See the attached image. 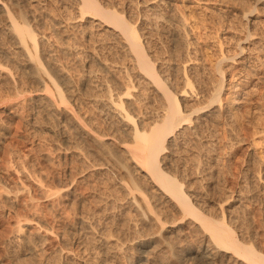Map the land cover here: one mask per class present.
Segmentation results:
<instances>
[{"label": "rangeland", "instance_id": "rangeland-1", "mask_svg": "<svg viewBox=\"0 0 264 264\" xmlns=\"http://www.w3.org/2000/svg\"><path fill=\"white\" fill-rule=\"evenodd\" d=\"M102 1L110 6L114 3L116 5L114 6L117 8L122 6H126V8L129 7L127 9L126 18L132 25H136L139 35L142 37V40H144L146 52L150 58L152 57L151 60L156 62V66L163 67L164 69H162L166 72L169 71V73H167L171 75L169 76L171 77V85H175V87L182 86V84L179 86L177 83L181 81H179V79H182L184 75L187 76V78L189 77L192 83L189 88L193 89V92H204V94H202L204 96L200 98V100H203H199L198 102L206 104V101H209L210 95L213 93V84H215L214 82L217 81L218 77L217 62L222 59V57L232 58L233 56L236 58L237 63L230 58V60L228 62L226 61L222 66L226 71V83L222 95L223 104L226 106L228 103L232 102L233 113L235 112L234 115H236V117H233L232 122L224 115H220L216 118L218 122H214L210 119L208 124H204V126L201 127L198 138L196 137L197 135H188V137L186 134L185 138L178 136L177 140H179V142L176 141L178 143H173L169 146L170 151L164 155L165 161L163 163H165L164 168H166L169 173L176 176L179 180H181V178L186 180V190L193 194V196L195 195L194 197L196 198H193V200L197 203L198 207L200 206V210L204 211L209 217L220 220L222 217V208L226 217L225 222L228 226L233 228L238 239L245 245H253L257 251L264 255V0H206L204 2L190 0V2L180 3L177 8V13L183 14L188 24L186 37L189 39V42L186 44L188 46L185 45L187 49L182 43L175 42L173 31L176 25L174 21L168 18L169 9L165 4L159 6L156 15V13L149 12L147 8L152 0H109L108 3L107 0ZM144 1L147 3H144ZM159 1L161 0H153L152 2ZM0 3L1 5H5L7 10H9L21 24H29L34 30V33L45 38V42L40 43L39 57L44 64V68L48 72H50L51 69L50 75L53 76L56 73L54 72L56 67H58L60 69L62 68L63 71L65 70L64 72L68 74L69 81L71 80V85L67 86L62 85L64 83L60 81V87H62V90L64 89L63 91H66L64 92L66 98L70 99H68L70 104L67 107L69 113L67 112L66 115L65 113L62 114L61 111L59 112V110L55 108L56 103L57 106H62L58 103L56 94H54L55 92L51 94L53 95L51 96L53 100H49V104L47 103L48 99L40 101L41 96H43L44 87L32 80H28L26 77L27 74H25V76L23 75L24 73L20 70L21 67L19 66L20 64H25L26 56L24 53L20 52V49H17V45L14 42H10L11 40L4 34L3 30L6 21H4L5 17L1 16L0 47L13 54L12 58L15 62H10L9 64L8 61L2 58L1 61L5 66H10L11 69L8 68L9 71H11L14 76L16 74L15 77L18 81L21 80L19 89L20 91L23 90L24 94L16 96L12 94L10 89L7 91L8 89L4 88L7 86L6 83H8V81L6 83L4 81V73L2 78L0 77V83L2 84H0V93L3 92V95H1L2 93L0 94V96H3L0 99V116L2 115L5 117L6 114L12 115L15 122L13 127H16L15 125H17V122L22 121L23 123L21 122L20 124L22 132L21 140L25 141L27 144L35 145L36 148L38 145L39 149L41 147L40 150L38 148V150L36 149V153L38 151L40 152L32 155V157L34 156L33 158L30 157V160L32 159V162H34L32 163L29 161V166L26 165V170L29 168L27 172L33 170L30 172V175H32L34 179L39 175L37 179H40L42 176L46 179L53 170L51 173L56 171L55 174L58 173L59 177H61L60 181L73 180L74 184L71 188L76 189L79 193H76L78 199L75 204L70 203L68 206L62 204L63 207L61 206L60 208H58L59 206H55L57 209L48 205V210H46L52 221L50 223L53 224L55 228H59H57V231L53 234L54 238L57 237L58 241L65 243L64 245L68 248L72 247V251L70 248H66V250H69V254L67 253L69 256L66 255L65 260L57 261L58 259L53 257L45 260L41 259L40 256H24V253L20 256V260L19 257L15 259L14 256L15 254L17 255L18 252L16 253L14 251L20 249L18 246L16 247V245V248L14 247V244L10 241L11 239L9 240L11 234L8 233V236H4L5 239L3 237L0 241V263L209 264L203 255L205 241L202 243L203 238L201 234L195 231L197 228L195 227L192 217L183 216L182 213L178 211L175 212L176 210L171 208V206H169L168 210H163L165 206L159 198L161 197L160 190L158 191V189L154 187L150 179L147 181H143L144 179H142V183L140 182V184L144 192H147L146 195L148 198L152 199V204L155 205L163 215L157 218L156 216L153 217L144 207L141 211V208L138 210L140 207L138 203L140 202L143 204L141 200L142 194L136 191L137 204L135 202L133 203V199L131 198L132 184H129L131 182L128 180L127 174L124 173L128 172L122 170L120 166L121 163L119 162V159L123 155L121 154L122 150L120 146L117 145L119 144L118 140L126 139L122 131L123 128L116 125L119 127V130L122 129L120 132L117 130V133L119 132L121 134L123 132L121 136L117 135V127L114 126L115 121L113 122L110 116L108 117L109 119L107 118L110 122L108 120L105 121V117L103 118L99 115L101 107L97 106L95 100L100 98L102 94V96L106 98V93H108L102 90L103 84L112 88L110 91L113 96H116L124 93V86H128L130 80L134 82V84H137V88L140 81V91L145 94L148 91L146 96L147 100H150H148L149 102L145 100L146 102L143 103L144 105L146 103V105L149 103L151 104H149L151 107H145H149L148 109L153 111L156 105H158V94L154 93L155 91H152L153 88L149 85L147 86V83H144L146 80L140 77V79L138 78L136 74L138 71L133 65V57H131L132 55L128 52L127 48L124 47V42L106 31V29H108L107 27L104 29L96 27L90 29L88 18H85L81 22L80 18L76 19L78 15L75 10H72L69 0H0ZM130 3H133V5ZM240 4L245 6L244 13L242 12L243 8L242 10H237L236 8L237 6H241ZM32 14H35V19L32 18ZM166 18L168 21H166ZM248 20L250 21L249 24L247 23ZM82 26H85L87 29ZM250 32L253 36H248ZM242 38H244L243 41L245 42H241V44L246 47V50L244 55L239 58L236 53H239L238 41ZM243 59L245 61L244 65L241 64ZM6 62L8 64H6ZM124 69H127V71H124ZM135 71L137 72L135 73ZM127 72L128 74H125ZM90 73L92 74L90 75ZM56 75L57 74L53 77L56 78ZM125 75L127 78H125ZM22 77L23 79H19ZM25 77L27 79H25ZM130 77H134L137 81L135 82V79H131ZM92 79H94L93 84L91 82ZM175 80H178V82ZM241 82L243 84L245 82V84L243 85ZM3 83L5 86H3ZM142 83L146 86L145 89H149H143L145 86H141ZM233 85L237 86L232 87ZM72 86H74V88ZM1 87L6 89V91ZM98 87H101V89H98ZM109 87H107V90H109ZM178 87L175 89L178 90ZM237 87H239V90ZM7 88H10V84ZM50 88L52 92L55 90L53 86ZM100 90L102 92H100ZM132 91H134L133 93L135 95L138 94L137 90ZM149 91H152V94L149 93ZM95 96L98 97L95 98ZM150 96L154 97L151 98ZM103 97L101 98L103 99ZM37 101V104H40L39 106L41 107L36 104ZM23 102H25V104ZM202 103H199V106L204 105ZM23 104L27 108L24 107ZM93 105H95V108ZM42 107H44L43 111L41 110ZM46 108L53 110L51 112L49 110L51 114L48 112V116L46 115L48 114L46 113L48 111V109L45 110ZM214 109L215 108H212L211 112H213ZM31 110L34 112H41H39V114L31 112ZM36 114H39V116H37L40 118L35 117ZM102 115L105 116L103 113ZM52 116L53 118H50ZM101 117L103 119H101ZM74 118L83 121L87 125V129H91L92 131L94 129L95 131L93 132L98 135L99 133H101L100 135H103V133L107 136L109 135V137H106L107 139H105V137V140L102 139L105 143H108L106 145H108V148L110 147L109 149L113 151V147L115 151L108 153L110 151L106 148L107 153L102 154V152L94 146L95 144L91 142L90 138H88V142L82 139L79 134L74 131L73 125L71 124V120H74ZM33 119H36L35 121L39 122V124L36 122L34 123ZM37 119L39 121H37ZM96 119L100 122L102 121V124L104 120V125L101 127L102 124ZM29 122L33 123L30 124ZM111 122H113V124ZM97 123L98 125H96ZM105 124L109 125L107 126ZM70 127L72 128L70 129ZM108 129H112L113 131H109ZM67 136L68 138H66ZM114 137L118 140L114 139ZM193 137H196V139ZM67 139L70 142H68ZM187 139L189 141H187ZM78 144H80V147L83 146L82 149L84 151L81 148L79 149L77 146ZM40 145L44 146L42 147ZM70 146L73 147V149L70 148ZM75 146L78 148L75 149ZM79 150H81V152ZM112 153H115L114 155L117 156V158L120 156V158L115 161L117 158L113 159L114 155ZM10 156L12 161L9 168L11 167V169H14L18 166L17 164L20 163V165H22V162L19 161L22 159H18L16 156L15 158L13 154H10ZM123 158L124 157L121 159ZM126 159L125 157L122 162H126V165L128 164L127 166H130L131 171L135 170L134 166L132 167L133 163L128 159L125 161ZM18 161L20 163H18ZM39 162L42 164L40 165ZM43 164L46 165L44 166L45 171L51 167V171L48 170V174L44 173ZM93 165L96 166L93 167ZM2 169L0 168V175L6 174V170L4 171V169ZM122 173H124V178L121 176ZM132 173L135 174V176L137 175L136 178H143L144 175L140 170L132 171ZM50 178L45 180L42 177V181L45 180V184L44 182L43 184L45 186L46 184H51L49 187L52 188L48 189L55 191L57 189V187H55L57 184H54L55 182L52 183V179ZM125 178L129 183L127 182L126 184ZM26 205L27 211L25 210L26 213L24 212L22 218L24 217V219L36 222L34 220L35 218L38 219L41 215L40 211L35 206H32L31 202H27ZM143 209L148 212L147 217L146 214L144 217V213L147 212ZM37 210L39 213H37ZM1 211L0 203V218H2L0 222V235L3 236L4 228L5 230L8 228V219L2 216L3 214ZM25 216L27 218H25ZM48 216L47 218L49 219ZM151 219L153 220L151 221ZM46 238L43 229L42 232L35 231V233L33 232L30 236L31 243H33V247H35L37 251L41 250V248L46 245L44 243ZM2 249H6V251ZM231 255L232 254H228V256L224 258V260L219 261L218 264H242V261ZM36 258L39 260L36 261Z\"/></svg>", "mask_w": 264, "mask_h": 264}, {"label": "bare ground", "instance_id": "bare-ground-1", "mask_svg": "<svg viewBox=\"0 0 264 264\" xmlns=\"http://www.w3.org/2000/svg\"><path fill=\"white\" fill-rule=\"evenodd\" d=\"M69 1H70V6L72 7V10H75L77 15H78L76 17V19L77 18L81 19L80 22L83 21L85 18H88L89 19L88 25H89L90 29L91 28L93 29L95 27L100 28V29L101 28L104 29L107 27L108 29H106V31H108L110 34L114 35L120 41L124 42L125 46L124 45L123 46L127 48L128 52L132 55L131 57H133V61H134L133 65H134V68L137 69V71H138V72L135 71V73L137 72L136 74L138 75V78L140 77V78L146 80L145 82L144 81L143 82L145 84L147 83L146 84L147 86L149 85L151 88H153V90L152 89L151 90L155 91L154 93L158 94V96H159L158 105H156L155 110L152 111V110L148 109L149 107H151V106H149L150 103L148 105H146L147 103L145 105L143 103V102H146L145 100H147L146 94L148 91L146 92V94L143 93L142 91H140V89H141V88H139L140 81L138 84V88H139L138 89L136 86L137 84L136 83L134 84V82H131V80H130L129 85L124 86V88H125L123 91L124 93L120 94V92H119L120 95H116V96L114 95L113 96L112 92L110 91V90H112V88L103 84L102 90L108 92V93L105 92L106 98H105V96L104 97L102 96L103 94L100 95L101 97H103V99L99 96V94H98V96L101 99L98 98L95 100L93 98L95 100V103H97V106L101 107V110H99V111H101L103 114H105V116H103L102 113L100 112L99 115H101L103 118L105 117L104 118L105 121L108 120L109 119L108 117L110 116V118L113 120V122L114 121L116 122V124L114 122L115 127H117L116 125H119V126H121V128H123V130L122 129L119 130V127H117L118 129L116 128V133H117V130H119V132L122 130L124 132V136L126 137V139L118 140L117 138H115L116 135L114 137V139L119 141V144H117V143L116 144L119 145L121 150H122L121 154L123 155L122 157H124L123 159H125V157H126L130 162L133 163L132 167L134 166L136 171L140 170L142 173H144L143 178H141V177L136 178L137 175L135 176V174L132 173V171L134 172L135 170L131 171L130 166L128 167L127 166L128 164L126 165V162L125 163L122 162V161H124L123 159H121L122 157L121 158H120V156L118 157V158H120L119 162L121 164L119 162L118 163L122 167L123 171L125 170L128 172V173H126V172H124V173L127 174L126 176L129 178L128 180L131 183H129L126 178H125L126 181L125 180L124 181L126 182V184H127V182L130 185L132 184V188H131L132 197L131 198L133 199L132 200L133 203L135 202L137 204V200H136L137 197L135 195V192L139 191L142 194V197H141L142 199L141 198L140 199L142 200L143 204H141L140 202H139L140 204L138 203V206H140L138 208V210L141 208L140 209V211H141L142 208L144 207L145 209H147L150 212V214L153 217L156 216L157 218H159V216L163 215L157 209V207L152 204V202H151L152 199L148 198V196L146 195L147 192L146 191H145L146 193L144 192V190L140 184V182L142 183V179H144L143 181H147L150 179V181L154 184V187H156L158 189V191L160 190L161 197H159V198L162 200V203L165 206V209L163 208V210L166 211V210H168L169 206H171V208H174V210H176L175 212L178 211V212L182 213L183 216L186 215V216L192 217V220L195 223V227L197 228V230H195V231H198L201 234V236L203 238L202 243H203V241H205V244H204L205 246L203 248V255H204V258L207 260V263L218 264V262L224 260V258H226L228 256V254H232L231 256L242 261V264H264V255L262 253H260L259 251H257L253 245L243 244L238 239L233 228H231L230 226L227 225V223L225 222L226 217H225L223 209L221 208V210H222L221 216L222 217L220 220H215L212 217H209L208 215H206V213H204V211L200 210V208H199L200 206L198 207L197 203L193 200V198H196V197H194L195 195L193 196V194L189 193L188 190H186L187 189V186H185L186 180L182 179V178H181V180H179L176 176L169 173L166 170V168H164L165 163H163L165 161L164 155L170 151L169 146L172 145L173 143L179 142V140H177L178 136L185 138L186 137L185 135L187 134V136L188 135L189 136L190 135H195V136L197 135L196 137L198 138L200 135L199 132H200L201 127L204 126V124H208L209 123L208 121L210 119L213 120L214 122H218L216 118L220 115H224L227 119L230 120V122H232L233 117L234 116L236 117V115H234L235 112L233 113V106H232L233 103L232 102L228 103L225 106L223 104V98H222V95H223L224 89H225V83H226V81H225L226 71L224 68H222V66L226 61L228 62L231 57L230 58L222 57V59H220L216 64L217 65V71H218V73H217L218 77H217V81L214 82L215 84H213L214 85L213 93H212V95H210L211 97L209 96L210 97V99L208 98L209 101L208 100L206 101L208 104L206 102H205L206 104H204L202 102H198L200 100V98H202L204 96V95H202V94H204V92H202V93H201V91L200 92H193V89L189 88V86L192 84L191 81L189 80V77L187 78V76H185V75L183 77L181 76L182 79L180 78L179 81L180 80L181 81L177 84L179 86H180V84H182L183 87L182 86H180V87L176 86L175 87V85L174 86L171 85V82H170L171 77H169L171 75L168 74L169 71H167L168 72L167 73L165 70H163L164 69L163 67L156 66V64H155L156 62H154V60L153 61L151 60L152 57L150 58V56L147 54L146 48L144 45V40H142V37L139 35V32H138L136 25H132V23H130L128 21V19L126 18L127 9L129 7L126 8V6L123 7L121 5L122 7L117 8V7H115L116 5L114 3L112 6H110L109 4L107 5L106 3H103L102 0H69ZM108 1L109 0H107V3H108ZM188 1L190 2V0H161L159 2H154V3L150 2V4L148 3L149 5L147 7L148 11L152 12L154 14L156 13V11L158 12V8L160 5L165 4L168 7V9H169L168 18L170 20L174 21V23L176 25V28L173 31V36L175 38V42H178V43L180 42V44L182 43L183 46H185L189 42V39L186 37V30L188 29V24L186 22L187 19L185 18V16H183V14L181 15V14L177 13V8L179 7L180 3L183 4V3H186ZM198 1L204 2L206 0H198ZM144 3H147V2L144 1ZM130 4L133 5V3H130ZM240 5L241 6H237V7L235 6V7L237 8V10L238 9L242 10V8H243L242 12L244 13L245 6L242 4H240ZM251 12H253V11H251ZM156 15H157V13H156ZM1 16H4L5 17L4 21H6V23L4 25L5 28L3 30L4 34L6 35L7 38H9L11 40L10 42H14L17 45V49H20V52L24 53L26 56V59H25L26 61L24 60L25 64H23V65L20 64V66H19V67H21V69L20 68L19 69L22 70L24 74L22 72L21 73L24 76H25V74H27L26 77L28 78V80H32L35 83H38L42 87H44L43 88V94H42L43 96H41L40 101H43L44 99L45 100L48 99L47 103L49 104V100L50 101L53 100L51 98V96H53V95H51V94L55 92L54 94H56L58 103L60 105H62L61 107H59V106H57V103H56L55 108H57L59 110V112L61 111L62 114L65 113V115H66L67 112L69 113V111L67 110V107L70 104V101H69L70 99L68 98L69 99L68 100L66 98V95L64 93L66 91H63L64 89L62 90V87H60V85H61L60 81L62 83H64L62 85L67 86V85H71L70 84L71 80L69 81L68 74H66L64 72L65 70L63 71L62 68L60 69V68L56 67V69L54 71V72H56L55 74H57L56 78H54L55 74L53 75L54 77L50 75L51 69H50V72H48L44 68V64H43L41 58L39 57V47H40L41 42H45V40H44L45 38L40 37L39 35L34 33V30L30 27L29 24H28L29 26L27 24H25V25L21 24L11 14V12L9 10H7L6 6L1 5V3H0V17ZM165 17H167V16H165ZM32 18L33 19L36 18L35 14L32 16ZM149 18H151V17H149ZM158 18H159V16H158ZM166 21H168V19ZM77 22H79V21H77ZM155 22H156V20H155ZM247 23L249 24L250 21L248 20ZM82 27H85V26H82ZM85 28H83V29H85ZM150 28H152V27H150ZM88 32H89V30H88ZM248 36H253V35H251V32H250L248 34ZM243 39L244 38L239 39V41H238L239 42V44H238V49H239L238 52L239 53H236V54L238 55L239 58L244 55L245 50H246L245 49L246 47L241 44V42H245V41H243ZM186 46H188V45H186ZM186 49H187V47H186ZM49 52H51V51H49ZM128 52H126V53H128ZM240 54H242V55H240ZM12 57H13V54L7 52L2 47H0V68H1L0 69L1 70L0 77L2 78V75L5 73L6 78L4 75V81H5V83L8 81V83H6L7 86L4 88L8 89L7 91H9V89H10V91H12L13 95L15 94L16 96H19L20 94H24L23 93L24 91L23 90L20 91V89H19L20 88L19 83L21 82V80L18 81V79L15 77L16 74L14 76V74L11 73V71H9L8 68H10V66H8V65L5 66L4 63H2V61H1V58H2L4 60L8 61L9 64H10V62L13 63V62H15V60ZM231 60L236 62V58L233 56H232ZM186 62H187V60H186ZM244 62L245 61L243 59L241 61V64L244 65ZM6 64H8V63L6 62ZM127 69L126 70L124 69V71H127ZM247 69H245V70H247ZM133 71H134V69H133ZM242 71H243V69H242ZM128 72L125 74H128ZM248 73H250V72H248ZM91 74L92 73H90V75ZM129 75H130V73H129ZM26 77H25V79H27ZM125 78H127L126 75H125ZM130 78L135 79L134 77H130ZM19 79H23V77L19 78ZM86 79H87V77H86ZM58 80H59V82H58ZM93 80L94 79H92V81H91L92 84H93ZM243 80H244V78H243ZM23 81H25V80H23ZM136 81L137 80L135 79V82ZM175 81L178 82V80H175ZM240 81H242V80H240ZM9 84H10V88H7ZM87 84H88V82H87ZM244 84H245V82H244ZM237 85H233L232 87H236ZM3 86H5V84ZM52 86L55 88V90H53V92H52V89L50 88ZM141 86H145V85H143V83H142ZM172 86H173V88H172ZM72 87L74 88V86H72ZM107 87H109V90H107L108 89ZM174 87L175 88L178 87V90L175 89ZM1 88L3 89V87H1ZM145 88H146V86L143 89H145ZM6 89H3V90L6 91ZM95 89H97V88H95ZM98 89H101V87L100 88L98 87ZM121 89H122V87H121ZM148 89H145V90H148ZM237 89L239 90V87H237ZM132 90H137L138 94L135 95L133 93L134 91H132ZM100 92H102V91L100 90ZM121 92H122V90H121ZM151 92L149 91V93H151ZM1 93L0 94L3 95V92H1ZM9 93H11V92H9ZM233 93H235V92H233ZM231 95H232V92H231ZM98 96H95V98H97ZM154 96H152V97H154ZM2 97L3 96H0V99ZM148 97H149V95H148ZM155 99H156V96H155ZM201 100H203V99H201ZM232 100H234V99H232ZM23 103L25 104V102H23ZM37 103H38V101L36 102V104ZM199 103H202L204 105L199 106ZM154 105H153V107H154ZM45 106H47V105H45ZM94 106L95 105H93V107ZM145 106L146 107L149 106V107L146 108ZM17 107H19V106H17ZM24 107H26V106L24 105ZM39 107H41V106H39ZM39 107H37V108H39ZM53 107H54V105H53ZM32 108H34V107H32ZM212 108H215L213 112H211ZM21 109H22V107H21ZM43 109H44V107L41 108L42 111H43ZM47 109L48 108H46L45 110H47ZM36 110H38V109H36ZM45 110H44V114H45ZM49 110L50 109H48V111L46 113H48ZM51 111H53V110L51 109L50 112ZM31 112H34V111L31 110ZM39 112H41V111H39ZM39 112H34V113H39ZM49 113L46 115L48 116ZM39 114H36L35 117H38ZM58 115H59V113H58ZM102 117H101V119H103ZM38 118H40V117H38ZM42 118H43V116H42ZM50 118H53V116ZM35 120H34V123L36 122ZM96 120H98V119H96ZM104 120H103V124H102V121L100 122L98 120L102 124L101 127L104 125V122H105ZM229 120H228V122H229ZM17 121H19V120H17ZM37 121H39V120L37 119ZM71 121H72L71 124L73 125L74 131H76L82 139H84L88 142V140H89L88 138H90L91 142L93 144H95L94 146L97 147L98 150L102 152V154L107 153L106 148H108V145H106V144H108V143H105L104 140L107 139L106 137H109V135L107 136L104 133H103V135H100L101 133H99V135H98L97 133H94L93 132V131H95L94 129H93V131L91 129H87L86 128L87 125L83 121H81V120L79 121V119H77V118H74V120H71ZM13 122H14V118L10 114H6L5 117H3L2 115L0 116V168L1 169L3 168L4 171L6 170V174L0 175V191H2V192H0V199H1L0 203H1V209H2L1 212L3 214L2 216L6 217L8 219V226H7L8 228L6 230L4 228V233H3L4 235L3 234H2L3 236L0 235L1 236L0 241L3 239L4 236L5 237L8 236L7 235L8 233L11 234V238L8 237L9 240L11 239L10 241L14 244V247L16 245V247L18 246V248L20 249L18 251H14L16 253L18 252L17 255L15 254L16 257L14 256L15 259L19 257V260H20V256L24 253V256L25 255H29L30 257H35V256L39 257L40 256L41 259H45V260L46 259L48 260V258L50 259V257L58 259L57 261L65 260L66 255L69 254V252H68L69 250H66V248L69 249L70 247L68 248L66 245H64L65 243L58 241L57 237L54 238L53 234H55V232L57 231L56 229L58 227L55 228L53 226V224L50 223L52 221H51V218L48 216L46 210H48L47 209L48 205H51L53 207L59 206L58 208H60L61 206L63 207L64 204L67 206L70 205V203L75 204V202L78 199L77 195H76V193H78V191L74 188H71L72 185L74 184L73 180L72 181L71 180L70 181H68V180L67 181L66 180L60 181L61 177H59L58 173L57 174H58L59 178L57 177V174H55L56 171L54 173H51L53 171V170L52 171L50 170L51 167H50V169H48L49 171H51L50 176L48 175L46 177V179L44 178V176H42V175L41 176L45 180H47V178L51 177L50 179H52L51 180L52 183L55 182L54 184H57L56 186L54 185L55 187H57V189L55 188L56 189L55 191L48 189V188H52V187H49L51 185L50 183H49L50 185H47V184H46V186L44 185L45 180L42 181L43 180L42 177H40L41 180L37 179V177L39 178L40 175L34 179L33 176L30 175L31 174L30 172H32L33 170H31L30 172H27V170H29V168L26 170V165L29 166L28 165L29 161L32 162V159L30 160V157H32V155H34L36 153V149L39 147V145L36 148L35 145H33V144L30 145V144H27L25 141H22L21 140L22 139V137H21L22 132H21V126H20L22 121L17 122L16 123L17 125H15L16 127H13L14 126L13 124H15V122L14 123ZM93 122H94V120H93ZM113 122H111V123L113 124ZM29 123L32 124L33 122L32 123L29 122ZM36 123L39 124V122H36ZM202 123H203V125H202ZM229 123H228V125L230 126ZM220 124H221V122H220ZM232 124H234V123H232ZM96 125H98V123ZM105 125H107V124H105ZM69 126H71V125H69ZM71 128L72 127H70V129ZM98 129H100V128H98ZM108 130L111 131L112 129H108ZM96 131H98V130H96ZM119 132L117 133V135L121 136V134L123 132L121 134ZM53 133H55V132H53ZM104 137H105V139H104ZM196 137H193V138L196 139ZM66 138H68V136ZM190 138H192V137H190ZM190 138H189V140H190ZM185 140H184V142H185ZM189 140L187 139V141H189ZM176 141H178V142H176ZM68 142H70V141L68 140ZM87 142H86V145H87ZM38 144H40V143H38ZM79 145L80 144L77 145L79 147V149L80 148L82 149L83 146L80 147ZM40 146H42V145H40ZM70 148L73 149V147H71V146H70ZM74 148L77 149L76 146ZM40 149H41V147H40ZM112 149H113V151L111 149H109L110 152H108V153H111V151L112 152L115 151L113 147H112ZM79 151L81 152V150H79ZM38 152H40V151H38ZM10 154H13L14 157L16 156L18 159H22V160H19L20 162H22V165H20L21 163L18 161V163H20V164H17L15 162L18 166H16L14 169L13 168L11 169V167L9 168L10 163L12 161L11 160L12 155L10 156ZM112 154L114 155L115 153H112ZM116 154H117V152H116ZM114 156H113V159L117 158V156H115V157ZM110 157H112V156H110ZM118 158L115 161H117ZM127 159L125 161H127ZM167 159H168V157H167ZM36 162H37V160H36ZM39 164H40V162H39ZM44 166H46V165H44V164L42 165L43 169L45 168ZM95 166L96 165H93V167H95ZM33 167H35V166H33ZM47 168H49V167H47ZM48 170H46L47 172L45 171V169H44L45 172L43 170L42 171L44 173L48 174L49 173ZM124 173L121 174L122 178L125 177L123 175ZM35 175H36V173H35ZM120 180H122V179H120ZM43 182H44V184H43ZM27 202L28 203L31 202L32 206H35L41 213V215H40L41 217L38 214H36L40 217V218L38 217V219L35 218L34 221H36V222L30 221L28 219H24V217L22 218V216H24V212L26 210ZM71 206H73V205H71ZM35 207H33V208H35ZM162 207H163V205H162ZM166 207H167V209H166ZM55 209H57V208L55 207ZM145 209H143V210H145ZM39 211L37 213H39ZM208 213H210V212H208ZM42 214H43V216H42ZM145 214L147 217L148 212L144 213V217H145ZM47 216L49 217V219L47 218ZM35 217H37V216H35ZM25 218H27V217L25 216ZM1 219L2 218H0V222H1ZM30 219H33V218H30ZM152 220L153 219H151V221ZM154 222H155V218H154ZM42 229L44 230L46 237H47L44 241V243L46 245L43 244L44 246L41 248V250L37 251L36 248L33 247V243H31L32 241L30 239V236L33 232L35 233V231L36 232L37 231L42 232ZM199 233H198V235H199ZM183 234H184V232H183ZM5 237H4V239H5ZM99 240H100V238H99ZM4 242H6V241H4ZM2 246H4V245H2ZM9 246H10V244H9ZM3 251H6V249ZM71 251H72V249H71ZM203 255H202V257H203ZM11 258H12V256H11ZM14 258H13V260H14ZM37 260H39V259L36 258V261ZM38 264H40V263H38Z\"/></svg>", "mask_w": 264, "mask_h": 264}]
</instances>
